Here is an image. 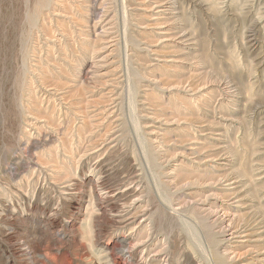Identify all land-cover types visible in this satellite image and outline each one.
I'll use <instances>...</instances> for the list:
<instances>
[{
  "label": "rangeland",
  "instance_id": "1",
  "mask_svg": "<svg viewBox=\"0 0 264 264\" xmlns=\"http://www.w3.org/2000/svg\"><path fill=\"white\" fill-rule=\"evenodd\" d=\"M0 264H264V0H0Z\"/></svg>",
  "mask_w": 264,
  "mask_h": 264
},
{
  "label": "bare ground",
  "instance_id": "2",
  "mask_svg": "<svg viewBox=\"0 0 264 264\" xmlns=\"http://www.w3.org/2000/svg\"><path fill=\"white\" fill-rule=\"evenodd\" d=\"M63 3V2H62ZM178 3V2H177ZM196 5V4H195ZM192 6V5H191ZM60 7V6H59ZM189 8V7H188ZM192 8V7H191ZM43 9V8H42ZM187 9V8H186ZM96 10H97V8H96ZM59 11V10H58ZM54 11H52V13H53ZM193 12V11H192ZM98 13V12H97ZM52 15V14H51ZM99 17V16H98ZM255 21V20H254ZM255 25V24H254ZM54 26H56V25H54ZM35 29V28H34ZM254 29V28H253ZM68 36V35H67ZM81 38V37H80ZM253 38V35L250 33V34H248V37H247V39H252ZM54 39V38H53ZM253 40H251V42H252ZM38 42V41H37ZM27 43V42H26ZM41 47V46H40ZM39 48V47H38ZM57 49V48H56ZM250 51V50H249ZM52 55V54H51ZM41 59V58H40ZM36 73V72H35ZM225 87V86H224ZM35 92V91H34ZM37 92V91H36ZM37 94V93H36ZM257 106V105H256ZM143 150V149H142ZM151 164V163H150ZM105 176V175H104ZM127 179V178H126ZM98 182V181H97ZM111 182H112V180H111ZM98 185H97V187H99V189H101L103 192H107V191H110V190H112V188H111V185H110V179L109 178H107V177H101V180L99 181V183H97ZM113 186V185H112ZM114 187V186H113ZM114 189V188H113Z\"/></svg>",
  "mask_w": 264,
  "mask_h": 264
}]
</instances>
